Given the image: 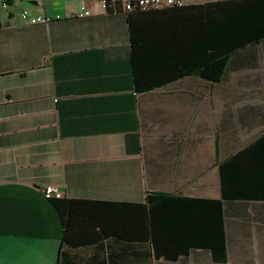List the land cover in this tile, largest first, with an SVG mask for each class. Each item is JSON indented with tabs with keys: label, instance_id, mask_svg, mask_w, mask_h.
<instances>
[{
	"label": "crops",
	"instance_id": "0c3cea01",
	"mask_svg": "<svg viewBox=\"0 0 264 264\" xmlns=\"http://www.w3.org/2000/svg\"><path fill=\"white\" fill-rule=\"evenodd\" d=\"M163 29L136 53L128 14L91 0L0 8V264H264V50L221 83L173 78L210 52L167 49ZM50 186L71 201L66 238Z\"/></svg>",
	"mask_w": 264,
	"mask_h": 264
},
{
	"label": "trees",
	"instance_id": "16d2710c",
	"mask_svg": "<svg viewBox=\"0 0 264 264\" xmlns=\"http://www.w3.org/2000/svg\"><path fill=\"white\" fill-rule=\"evenodd\" d=\"M127 14L132 29V45L136 53L137 50L148 53L156 49V45L160 43L159 32L164 28L162 24L167 28L163 29V32H167L163 35L166 38L163 40V46L167 49L174 48L180 52L186 49L210 52L200 69L167 70L164 73L169 77L174 75L173 78L183 79L192 76L211 83H221L226 79L230 65L240 53L246 52L252 56L253 49L264 50V0H217L206 4L205 7L173 6L158 11L137 10ZM133 15L145 16V21L139 19L140 23H135ZM185 22L194 23L198 28L186 29L182 26ZM191 30L195 32L193 37ZM153 61V56L147 55L143 62H139L136 54L135 74L138 90L154 87V83L149 82L155 72ZM141 64H145L144 69H141ZM153 196L148 195L149 202L153 200ZM49 200L59 213L66 238L71 201L63 197Z\"/></svg>",
	"mask_w": 264,
	"mask_h": 264
},
{
	"label": "built area",
	"instance_id": "2783aa9c",
	"mask_svg": "<svg viewBox=\"0 0 264 264\" xmlns=\"http://www.w3.org/2000/svg\"><path fill=\"white\" fill-rule=\"evenodd\" d=\"M98 3L104 11L129 13L137 10H161L173 6H185L186 0H91ZM11 0H0V8L5 11L10 8ZM93 16L92 12L87 7H82L78 12L71 15L69 18H87ZM63 16H34L29 11L24 10L21 13V19L24 23L30 25H48L54 21L62 20ZM44 196L47 199L61 198L62 192L57 187H47L43 190Z\"/></svg>",
	"mask_w": 264,
	"mask_h": 264
}]
</instances>
